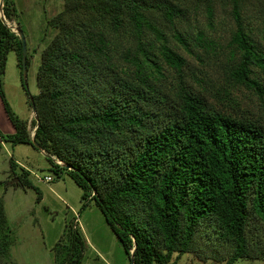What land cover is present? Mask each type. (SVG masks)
Segmentation results:
<instances>
[{
    "label": "trees",
    "instance_id": "obj_1",
    "mask_svg": "<svg viewBox=\"0 0 264 264\" xmlns=\"http://www.w3.org/2000/svg\"><path fill=\"white\" fill-rule=\"evenodd\" d=\"M62 1L47 19L54 34L36 73L33 136L0 83L14 126L0 148L29 143L65 169L131 264H172L206 232L231 245L227 264L264 261V44L252 37L243 0H228L235 30L227 54L204 30L176 29L186 13L170 0ZM2 2L11 19L13 0ZM205 11L213 17L210 3ZM153 13L173 28L174 43ZM11 51L21 70V40L0 20V77ZM0 225L1 253L12 239L2 200ZM65 235L73 259L59 264L78 263L76 222Z\"/></svg>",
    "mask_w": 264,
    "mask_h": 264
},
{
    "label": "rangeland",
    "instance_id": "obj_2",
    "mask_svg": "<svg viewBox=\"0 0 264 264\" xmlns=\"http://www.w3.org/2000/svg\"><path fill=\"white\" fill-rule=\"evenodd\" d=\"M177 4L185 16L175 19L176 29L204 30L222 47L230 41L235 22L231 16L232 4L228 0H170ZM16 14L8 19L2 10L0 14L7 27L14 32L21 30L28 56L26 76L11 51L7 54L5 70L0 77L2 93L10 109L19 121L30 117V135L34 132L35 109L31 98L38 93L36 73L41 52L54 29L48 27L47 19L60 12L62 0H13ZM0 3L3 2L2 0ZM210 3L213 17L209 18L205 4ZM243 15L252 37L264 44V23L260 13L264 0H243ZM1 7V6H0ZM165 34L172 40L173 28L165 26L161 15L153 13ZM0 17L2 23L3 20ZM212 22L213 27H210ZM249 22V23H248ZM4 23V24H5ZM18 30V31H17ZM21 71V73H20ZM31 115V116H30ZM14 133L0 96V135ZM13 161V168L10 163ZM59 162V161H58ZM51 181H45L44 177ZM20 180V183L18 181ZM82 189L65 169L56 168L42 151L29 143L13 144L2 142L0 148V200H2L9 235L12 239L0 253L1 262L7 264H59L72 262L67 256L65 230L67 222H76L77 232L82 238V256L75 264H131L103 212L93 200L81 198ZM38 194L41 199L38 200ZM86 203V204H85ZM5 232L0 225V234ZM218 236V235H217ZM206 232L203 239L195 238L191 247L183 252H174L172 264H227L233 249L226 242L218 243L217 237ZM219 237V236H218ZM57 260V261H56ZM231 264H264L253 257H239Z\"/></svg>",
    "mask_w": 264,
    "mask_h": 264
},
{
    "label": "water",
    "instance_id": "obj_3",
    "mask_svg": "<svg viewBox=\"0 0 264 264\" xmlns=\"http://www.w3.org/2000/svg\"><path fill=\"white\" fill-rule=\"evenodd\" d=\"M3 22H4V20H3ZM17 35L19 36V38L21 40V44H22V71H23V78L25 79V76H26V63H25V59H26V46H25L24 37H23V34H22L21 30H19L17 32ZM16 181H18V180H16ZM133 250H134V248L131 250V253L133 252Z\"/></svg>",
    "mask_w": 264,
    "mask_h": 264
},
{
    "label": "built area",
    "instance_id": "obj_4",
    "mask_svg": "<svg viewBox=\"0 0 264 264\" xmlns=\"http://www.w3.org/2000/svg\"><path fill=\"white\" fill-rule=\"evenodd\" d=\"M0 1H1V0H0ZM0 6H1V7H0V10H2V6H3L2 3H0ZM0 17L2 18L1 14H0ZM13 32H14V31H13ZM15 33H16V32H15ZM44 179H45V181H50V180H51V178L48 177V176H46Z\"/></svg>",
    "mask_w": 264,
    "mask_h": 264
},
{
    "label": "crops",
    "instance_id": "obj_5",
    "mask_svg": "<svg viewBox=\"0 0 264 264\" xmlns=\"http://www.w3.org/2000/svg\"><path fill=\"white\" fill-rule=\"evenodd\" d=\"M31 116V115H30ZM10 121V120H9ZM28 122L30 123L31 121H30V117H29V119H28ZM11 123V122H10ZM12 124V123H11ZM13 128H14V126H13Z\"/></svg>",
    "mask_w": 264,
    "mask_h": 264
},
{
    "label": "clouds",
    "instance_id": "obj_6",
    "mask_svg": "<svg viewBox=\"0 0 264 264\" xmlns=\"http://www.w3.org/2000/svg\"><path fill=\"white\" fill-rule=\"evenodd\" d=\"M33 136V134H31Z\"/></svg>",
    "mask_w": 264,
    "mask_h": 264
}]
</instances>
